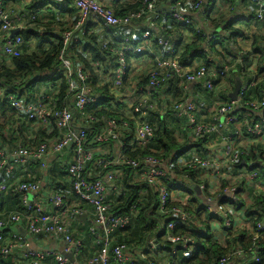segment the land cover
Returning <instances> with one entry per match:
<instances>
[{"label":"built area","instance_id":"obj_1","mask_svg":"<svg viewBox=\"0 0 264 264\" xmlns=\"http://www.w3.org/2000/svg\"><path fill=\"white\" fill-rule=\"evenodd\" d=\"M49 1L51 8L38 4L31 9L26 0H0V62L8 63L20 54L25 31L31 33L28 43L32 45L36 37L61 45L49 70L22 84L0 83V99L7 100L10 115L15 118V123L9 122L0 131L8 141L0 146V256L11 257L9 264H180L203 255L207 234L210 242H224L229 234L245 230L252 234L249 251L236 248L216 264H233L236 259L240 264L258 263L253 251L264 237V218L252 229V222L244 214L255 196H264V170L255 167H264V163L242 161L251 168L249 171L235 165L253 143H264V93L260 98L243 99L249 89L264 83V60L263 71L256 68L264 45L260 53L252 52L257 55L254 69L243 64L244 58L251 59V52L241 51L235 56L241 73L248 72L237 99L224 103L216 99L207 107L196 85L189 86L200 83L210 91L218 82L216 87L226 85L229 94L233 90H228L231 84L225 77L237 63L214 67L218 57L213 52L220 50L218 41L229 43L231 31L195 27L192 14L202 10L204 0H148L124 15H116L103 0ZM166 1L167 18L179 23L185 32L194 28L203 38L192 54L204 52V60L196 57L181 61L182 50L171 34L154 38L145 30L137 39L130 35L133 23L151 17ZM223 1L229 11L235 9V0ZM15 4L22 7L17 9ZM216 7L219 9L217 3ZM187 8L190 12L185 11ZM246 8L254 13L256 22H263L264 0H249ZM69 12H74L77 19L63 31L57 26L48 28L46 17H42L41 25L35 22L38 15L47 13L65 21ZM91 24L102 28V35L96 32L97 42L105 54L99 59L84 53L80 59L74 49L86 43L84 35ZM147 60L154 66L141 85L135 77V64L141 66ZM36 78L33 87H28ZM170 81H175V91L179 92L175 98ZM63 82L67 91L60 102ZM90 107L122 118L102 119L101 130L89 137L90 124L98 121ZM167 112L185 124V138L194 143L203 140L205 147H188L175 161L156 156L157 151L149 147L155 130L151 121L156 114ZM19 126L25 129L20 131ZM32 128L44 132L45 138L37 142ZM138 148H148L150 154L134 158L126 154ZM128 169L132 170L128 182H138L141 189L125 211L115 212L108 199L111 194L124 193L121 181L129 176ZM189 170L195 172V178L188 175ZM66 185L70 193L57 190ZM9 190L20 207H2L3 195ZM151 198L153 203L146 209ZM80 202L91 209L80 206ZM140 210L157 223L152 236L136 249L112 245L111 235L129 225ZM76 217L88 218L92 243L98 246L85 259L80 257L82 238L69 232V222ZM181 230L183 234H178ZM49 241L52 243L44 245Z\"/></svg>","mask_w":264,"mask_h":264},{"label":"trees","instance_id":"obj_2","mask_svg":"<svg viewBox=\"0 0 264 264\" xmlns=\"http://www.w3.org/2000/svg\"><path fill=\"white\" fill-rule=\"evenodd\" d=\"M43 1V0H40ZM117 1V0H116ZM115 1V2H116ZM148 0H130L125 1L122 3H116L113 5V10L116 15H124L130 11H134L138 8H140L143 3ZM244 2L249 0H243ZM231 2H234V0H231ZM243 2V3H244ZM38 4L40 6H44L43 3L34 2L31 6V9L38 8ZM245 4V3H244ZM54 7H57L55 3H53ZM48 12H52L51 9L47 10ZM74 14V12H73ZM71 14V17L73 16ZM254 13L251 12V19H254ZM62 16V15H61ZM42 17H46V20H48V24L46 26L50 28L51 30H54L55 27L59 28L60 31H63L65 29H68L70 24L75 22L77 18H75V15L73 19L69 15V19L65 21H59L57 20V16H55L53 13H47V14H40L38 15L35 20L36 24L41 25V19ZM171 20V19H170ZM238 19H235L233 21L228 20L226 23V26L222 29L231 31V37L229 38V42H235V39L237 36H239L240 31H237V29L234 26V23ZM174 23L177 24L174 20H171ZM264 23V20L263 22ZM179 24V23H178ZM90 26H93L91 24ZM88 27L86 34L84 35L86 39L85 44H78L75 46V54L78 58H81V54L79 52H89L93 58H99L101 59L102 55V49L100 45H98V38L97 35L91 31ZM189 30L193 29L192 27L188 28ZM195 31V30H194ZM196 33V31H195ZM31 35L30 32L25 31L22 32V37L25 41V44L22 46L21 52L18 56L13 57L10 62H6L5 60H2L0 62V83L2 84H14L15 82L22 84L26 82V79H31L33 76H37L38 74H41L42 72H45L49 70L52 66L55 65L57 55L60 50V43H54V42H46L43 41L41 38L36 37V43L35 46H32L31 43H28L29 36ZM197 41L193 42L189 45L184 46L183 53H181V61H186L187 59L192 60L196 57L202 58L203 60L206 58V53L198 54L195 52L192 54V51L197 50L200 46V42L202 41V37L197 34ZM219 45L224 48L225 52H227L226 44H224L221 41H218ZM231 45V44H230ZM229 45V46H230ZM78 49V51H76ZM219 51L220 54H222V62H226L228 66H231L232 63H237L235 68L229 73V76L225 77V81L231 84V86L228 88V90H233L234 85L237 80L245 81L248 79V72L245 70L244 75L241 73V65L239 62H237V58H233L231 61L223 59V56L226 54H223L221 50L215 51L217 53ZM243 61L244 66L247 67V59L244 58ZM264 60V55H261V57L258 60V63L256 65L257 70L261 73L263 71V68L261 67V62ZM221 61V60H220ZM220 63V62H219ZM219 63H214V67H219ZM213 65V64H212ZM154 65H152L150 68H152ZM37 78L31 82L28 87H33L35 82H37ZM147 82L146 78H143L142 81H140L141 85H144ZM218 82L215 84V87L213 90H204L199 83L196 85L197 91L200 94V100L203 101V103L208 107L211 106L216 99L218 101L224 103L230 100L229 94L227 92L226 85L216 87ZM176 86L175 81H171V86ZM104 90H106V87H103ZM67 91V86L63 82L61 85V93L59 94V101L65 99V93ZM264 93V83L260 84L257 88H251L243 95L244 101L252 100L254 98H260L262 97ZM7 100L6 99H0V131L4 130L8 123L12 122L15 123V118L13 115H10V109L7 107ZM205 106V107H206ZM206 107V108H207ZM90 110V113H92L98 121L92 122L90 124V129L87 130V133L89 134V137L92 136V134L95 131H100L103 126V120L105 118H122L120 115H117L110 111H105L103 108L101 110H95L93 107L88 108ZM151 124L153 126L154 130V137L152 139V143L149 147H152L157 151L156 156L162 157V158H172L174 161L176 158H178L180 155V151L187 150L188 147L191 148H199L202 149L204 144L206 143L203 140H200L199 142H190L187 138H185V134H187V130L185 127V130H183L184 134L179 130V126L176 125V121L168 116L164 120H160L159 117H156L155 120L151 121ZM183 126L184 123H181ZM176 127V128H175ZM21 131L22 129H25L23 126L18 127ZM175 128V130H172ZM32 132H34L36 136V141L40 142L45 138L44 132H42L40 129L35 130L31 129ZM12 133H15V129L11 128ZM92 133V134H91ZM187 139V140H186ZM182 140V141H181ZM184 140V141H183ZM8 141L6 140V137L4 133L0 132V146L1 145H7ZM129 157H142L145 155L150 154L148 148H138L133 152H127ZM204 156V155H201ZM242 161L248 162V161H261L264 163V143H253L251 147L249 148V152L247 151V154L241 155L240 161L236 163L235 168L236 169H245L249 171L251 169L247 164L242 165ZM247 168H246V167ZM255 167H258L261 170H264V167L262 165H257ZM253 167V168H255ZM191 174H188L192 179L195 178V172L192 170H189ZM36 175L39 173L34 171ZM132 170L128 169L126 171L127 175L125 176L121 183H123V188L125 189L124 193L122 195H115L111 194L109 196V201L112 203L111 206L113 208V211L115 212H123L126 210V208L131 205L138 197V192L141 189V185L136 182L135 184L131 185L128 182V179L130 178ZM184 172V171H181ZM262 172V171H261ZM138 183V184H137ZM225 185V183H223ZM172 185L169 184V187ZM70 187L68 185L64 187H57V190H64L67 191V193H70ZM191 195H194V191H191ZM195 197V196H193ZM193 197L190 198V201H192ZM154 198H151L148 200L147 204H145V208L147 209L148 206L153 203ZM242 200V199H241ZM241 207L243 206L242 202L240 201ZM1 205L3 208H17L20 207L19 200L13 195L12 190H9L3 195ZM80 206L91 209V206L87 203L80 202ZM145 208L143 210H145ZM143 210H140L137 217L133 218V220L130 222L129 225H127L125 228L119 229L115 231L111 237H112V245L116 244H123L126 245L129 249H136L141 247L145 244L147 239L152 236V234L155 232L157 223L154 219L150 218V216L146 215ZM238 210V209H237ZM245 218L250 219L252 222V229L255 228V224L264 218V196L259 195L254 197L253 203H251L247 209V212L244 214ZM69 232L73 234L74 237L82 238V241L84 243V247L81 251V258L85 259L90 256H92L95 251L97 250L96 245L92 243L93 238L92 235L89 233L88 227L90 224V221L87 218L83 217H76L72 221L69 222ZM178 234H183V231H178ZM252 243V234L249 233V231L240 230L235 232L234 234H229L227 236V240L224 242H218V241H212L209 243V245H206L203 248V255L201 257L194 256L191 259H185L180 264H216L218 259L222 256L228 255L230 252H232L236 248L245 249L246 251H249V248L251 247ZM258 249L254 250L253 253L259 257V262L254 264H264V237L261 240H258ZM111 264H117L115 262H112Z\"/></svg>","mask_w":264,"mask_h":264},{"label":"crops","instance_id":"obj_3","mask_svg":"<svg viewBox=\"0 0 264 264\" xmlns=\"http://www.w3.org/2000/svg\"><path fill=\"white\" fill-rule=\"evenodd\" d=\"M26 1L29 4V8H31L33 1L34 2L39 1V3L42 2L40 0H26ZM103 1L109 4L111 8H113V5H115L117 2L122 3V2L130 1V0H117V1L116 0H103ZM235 1H236L235 9L233 11H229L228 7L225 5L223 0H204V6L202 10L199 11L198 13L192 14L194 25L195 27H199V28L207 27L214 31V29L218 30V29L224 28L228 20L233 21L235 19H238L234 23L233 27H235L237 31H240L239 36L236 37L234 43L229 42L226 44L227 52L225 51L223 52V54H226L225 56H223V59L225 58L226 60H232V58H235L236 54L241 51H245L246 53L251 52L250 54L251 59L247 60L248 62L247 65L250 64L249 68L254 69V64L256 62L255 58H257V55H254L253 53L254 52L260 53V50L262 49V46L264 45V23H258L254 19L253 20L251 19V15H250L251 10L249 12L248 9L246 8L249 5V1H246V0H245L246 2H244L243 0L241 1L235 0ZM216 3L218 4L219 9L216 7ZM15 6H18L17 9H19L20 6L22 7V4L21 5L15 4ZM244 8L246 9L243 10ZM168 10H169L168 1L163 2L162 4L158 5L154 14L151 17L145 18L137 23H133L130 35L134 39H137L139 35H141L143 31L145 30H148L149 32H151L152 37L154 38L161 37L164 34H171L175 37L177 41L175 43H177V45L180 46L182 53H183L184 46L197 41L198 37L195 33L196 30L194 31L193 29L191 30L188 29L186 32L183 31L180 24L178 23L176 24L173 21H171L169 18H167L165 13ZM185 11L190 12V9L188 10L187 8ZM71 14H73V12L68 13L67 15L68 19H69V15L71 17ZM73 17H74V14L71 18L73 19ZM245 17L247 19L243 20V18ZM89 29L95 32L96 35H98L97 33L101 35L103 34L102 28L96 27V25L90 26ZM79 53L81 54V58H82V55L84 53H89V52H79ZM217 53L220 54L219 52ZM104 54H105L104 51H102L101 58ZM250 55H248L247 57L249 58ZM217 63H219V67H224L226 65L224 62H221L220 59H218ZM152 64H153L152 60H147L146 62H142L141 66L140 64L138 65L135 64L138 70V72L135 73V77H138L140 81H142L143 78L147 79L148 70L150 69ZM234 68L235 66L233 67V69ZM237 79L238 78H236V80ZM194 85H197V84L190 85L189 88L191 89ZM169 89L172 92V96L175 98L179 92L175 91L174 85L171 86V81L169 83ZM168 116L172 117L176 121V125L178 126L180 125L179 126L180 128L178 131H181L184 134L183 132L184 126L181 124L182 122L176 120L172 115H170V112H167L166 115H161L158 113L152 117V121L155 120L156 117H159V119L162 121ZM175 128H173L172 130H175ZM83 218L85 219L87 217H83ZM18 228H19L18 230L21 233L22 231H24L25 233V230L22 226H19ZM51 243L52 242L49 241L47 243H44V245H49ZM37 244L38 243L33 242V246L35 245L34 247L36 246L39 247ZM238 260L239 259H236L233 264H240ZM10 261H11V257L3 258L0 256V263L9 264Z\"/></svg>","mask_w":264,"mask_h":264},{"label":"water","instance_id":"obj_4","mask_svg":"<svg viewBox=\"0 0 264 264\" xmlns=\"http://www.w3.org/2000/svg\"><path fill=\"white\" fill-rule=\"evenodd\" d=\"M15 33H16V32H14V34H15ZM14 34H12V36H13ZM241 85H242V81H241V80H236L233 91L229 93V98H230V99H232V100L237 99V96H238V94H239V91H240ZM196 191L198 192L197 189H196ZM22 233H24V231H22ZM65 256L69 259V261H71V262L73 261L71 255H69V254H65Z\"/></svg>","mask_w":264,"mask_h":264},{"label":"rangeland","instance_id":"obj_5","mask_svg":"<svg viewBox=\"0 0 264 264\" xmlns=\"http://www.w3.org/2000/svg\"><path fill=\"white\" fill-rule=\"evenodd\" d=\"M42 2H43V5H44V6H47L48 8H51L50 5H51L52 3H50L49 0H43ZM32 46H35V45H32ZM219 49H220L222 52L225 51L224 48L221 47L220 45H219ZM213 54L216 55V56H218V59H220L221 62H222V54H218V53H214V52H213ZM183 130H184V129H183ZM187 139H188V138H187ZM187 139H186V140H187ZM188 140H189V139H188ZM181 141H182V140H181ZM183 141H184V140H183ZM189 141H190V140H189ZM190 142H191V141H190ZM209 238H210V234H207V235L205 236V240H203V244H204V245H209V243H210V239H209Z\"/></svg>","mask_w":264,"mask_h":264}]
</instances>
